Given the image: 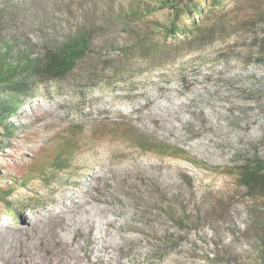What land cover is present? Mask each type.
<instances>
[{
	"label": "rangeland",
	"instance_id": "1",
	"mask_svg": "<svg viewBox=\"0 0 264 264\" xmlns=\"http://www.w3.org/2000/svg\"><path fill=\"white\" fill-rule=\"evenodd\" d=\"M175 6L0 0L5 37L21 46L91 39L64 78L8 89L21 104L18 128L0 130V264H263L239 235L247 212L264 214V195L248 194L240 174L246 157L264 155V0ZM41 147L66 167L41 161V174L19 177ZM74 180L108 200L98 208L118 210L67 215L76 236L51 216ZM190 209L198 222L178 224Z\"/></svg>",
	"mask_w": 264,
	"mask_h": 264
},
{
	"label": "trees",
	"instance_id": "2",
	"mask_svg": "<svg viewBox=\"0 0 264 264\" xmlns=\"http://www.w3.org/2000/svg\"><path fill=\"white\" fill-rule=\"evenodd\" d=\"M162 5H170L176 9V0H159ZM7 7L0 8V92H9L8 89H24L29 81H53L64 78L75 67L76 63L81 60L90 49V36L87 33H76L65 39L62 43L54 46H46L36 49L35 46L24 41V45L16 43L14 35L5 37L4 31L8 18ZM262 17H264V10ZM10 22V21H9ZM14 99L0 100V130L6 135H12L18 128L10 121L11 118L17 117V107L21 102L19 97L12 95ZM14 100V101H13ZM32 138V137H31ZM256 154V153H254ZM253 154V155H254ZM247 161H242L241 185L247 189L248 194L252 191H260L264 195V155H254L246 157ZM35 162L29 163L27 168L18 169V176L25 173L41 174L38 167L41 161H52L55 165L61 164L66 167L59 153L51 147H41L35 154ZM262 192V193H261ZM252 196V195H251ZM222 207H217L215 214L221 213ZM192 209L183 211L180 218L176 221L178 224L191 226L198 222L197 218L193 219ZM248 214V223L240 231L246 242L252 243L254 252L264 264V214L250 210ZM194 220V221H193ZM232 234L233 233L232 231ZM253 238V239H252ZM255 240L254 242L252 240ZM252 241V242H251ZM220 249L219 243L217 245Z\"/></svg>",
	"mask_w": 264,
	"mask_h": 264
},
{
	"label": "bare ground",
	"instance_id": "3",
	"mask_svg": "<svg viewBox=\"0 0 264 264\" xmlns=\"http://www.w3.org/2000/svg\"><path fill=\"white\" fill-rule=\"evenodd\" d=\"M178 105H180V104H176V106H178ZM163 108H166V109H169V110L173 111V108L170 109L167 106H163ZM103 166H100V167L107 168V164H105ZM134 169L135 168L133 167L131 170H134ZM103 171H105V169ZM103 171H101L100 173L98 171V174H95V172H94V174L92 175L91 179H96L97 177H102L103 176ZM80 185H81V183L78 180H74L71 183H69L68 184L69 187H67L69 193H66L65 191L63 192L64 198L68 199L69 202L67 203L66 201L63 200L64 201L63 202V207L64 208H60V209L55 210V211H53L51 213V216H53L54 218H58L64 224V226L66 227L64 230L68 234L73 232L75 236H76V232L79 231V228L78 229L74 228L73 230L71 229L73 224H69L67 222L66 219L68 218V216H70V217L72 216L73 223H75V222H79V221L81 222L80 217L82 215H85L86 217L91 216V213L95 209H96L95 211H97V213L99 215H102L101 217L103 219H104V216H105V215L103 216V214H105L106 212L114 214V213H117V211H118V210L116 211L114 207H108V206L107 207H103V208H98L96 205L93 204V202L107 204L108 200L106 198H103L102 196H97L95 198L86 197V194L88 193V187L87 188H82L83 186L82 185L80 186ZM74 187H77V189H75ZM99 207H100V205H99ZM39 211H41V210H39ZM84 221L87 222V220H84ZM113 223L115 224L116 222H114V220H110L109 222H107L105 220L102 221V225H112ZM105 235L106 234H104L102 236V241L104 243L102 248L104 250H107L109 248V246L106 245ZM73 239H75V238H73Z\"/></svg>",
	"mask_w": 264,
	"mask_h": 264
}]
</instances>
